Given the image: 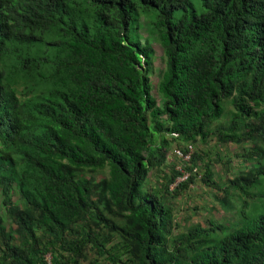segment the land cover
Wrapping results in <instances>:
<instances>
[{"label":"trees","instance_id":"16d2710c","mask_svg":"<svg viewBox=\"0 0 264 264\" xmlns=\"http://www.w3.org/2000/svg\"><path fill=\"white\" fill-rule=\"evenodd\" d=\"M150 10L155 86L149 40L129 34ZM209 140L244 148L227 190ZM202 167L239 213L258 207L264 0H0V264H264V205L218 239L222 221L180 230L168 198Z\"/></svg>","mask_w":264,"mask_h":264},{"label":"rangeland","instance_id":"374dc122","mask_svg":"<svg viewBox=\"0 0 264 264\" xmlns=\"http://www.w3.org/2000/svg\"><path fill=\"white\" fill-rule=\"evenodd\" d=\"M141 15L142 16L139 19L140 22H142V26L139 31L141 36L136 31L137 22L135 20L131 21L129 34L132 40H138L140 37L142 41L144 38L149 40L154 56L153 74L151 75V79L153 86H155L158 80V73L164 67L162 47L156 34L154 32H148L144 20L152 26L156 23L157 16L153 10L146 12L143 11ZM226 107L229 110L232 108L229 103H226ZM196 147L208 151V159L213 161L211 164L214 172L213 179L219 186H221V188L224 187L226 189L228 176L237 174L242 169L244 170L245 168L242 167L243 164L248 165V163L243 162L244 158L239 156L244 150V148H241L240 146L233 144L216 145L214 140H209L207 142V146L199 143ZM216 152L220 154L219 156H221L223 162L218 161ZM169 153L168 160H172L178 166H184L187 159L186 161L185 159H182L179 152L175 153L172 149H170ZM226 159H229L228 163L225 161ZM228 167H230L229 171L226 170ZM203 171V167L195 169L196 176H194V182L190 183L187 188L181 190L176 196L168 198L173 210L174 218L180 225V230H184L190 224L196 222L206 225L209 220L222 221L227 226L221 230H216L215 233H212L211 235L212 237H216L218 239L228 234L232 228L248 225L251 219L256 215L257 208L264 205V181H260L259 184L253 188V191H258L259 193V195L256 196L258 207L253 208L252 206H249L246 210L242 211L243 213H239L238 211L241 208V201L240 197H237L238 193L232 192L233 190L220 192L219 189L211 188L205 185V183L200 180V176ZM262 177H264V175H262ZM181 179L183 178H180V180ZM151 181L153 184L155 183L153 179H151ZM218 193L220 195H222V193L223 195H229L232 203V207L230 209H223L221 205L222 203L216 198L219 196ZM250 204H254V202H250ZM46 258L49 259V255H46Z\"/></svg>","mask_w":264,"mask_h":264},{"label":"built area","instance_id":"2783aa9c","mask_svg":"<svg viewBox=\"0 0 264 264\" xmlns=\"http://www.w3.org/2000/svg\"><path fill=\"white\" fill-rule=\"evenodd\" d=\"M179 153H180L182 159H185V160H186V159L189 158V154H190V152H188L187 154H184V155H183L181 152H179ZM187 175H188V173H185V174H183L182 177H180V178H186ZM180 178H177L175 182L177 183V182L180 180Z\"/></svg>","mask_w":264,"mask_h":264},{"label":"clouds","instance_id":"9594fccd","mask_svg":"<svg viewBox=\"0 0 264 264\" xmlns=\"http://www.w3.org/2000/svg\"><path fill=\"white\" fill-rule=\"evenodd\" d=\"M190 155V154H189Z\"/></svg>","mask_w":264,"mask_h":264}]
</instances>
